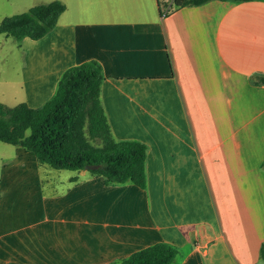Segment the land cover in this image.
<instances>
[{"label": "crops", "instance_id": "1", "mask_svg": "<svg viewBox=\"0 0 264 264\" xmlns=\"http://www.w3.org/2000/svg\"><path fill=\"white\" fill-rule=\"evenodd\" d=\"M51 1L0 0V22ZM58 1L52 30L17 42L0 103L40 108L65 70L97 62L113 138L146 146L145 186L13 146L0 161V264H116L156 243L177 249L172 264H264V0L163 17L161 0Z\"/></svg>", "mask_w": 264, "mask_h": 264}, {"label": "trees", "instance_id": "2", "mask_svg": "<svg viewBox=\"0 0 264 264\" xmlns=\"http://www.w3.org/2000/svg\"><path fill=\"white\" fill-rule=\"evenodd\" d=\"M208 1L211 0L173 3L175 8H181ZM64 10L65 5L58 0L35 5L26 12L5 17L0 22V34L18 42L24 38L40 39L52 30ZM103 80L101 66L88 61L65 70L53 97L40 108L31 109L24 103L13 107L0 103V143L20 146L32 153L39 164L55 170L80 171L94 166L88 172L103 177L105 183L129 182L143 188L146 146L136 140L113 138L100 102ZM255 83L264 84V77ZM177 253L172 245L156 243L116 264H172ZM259 258L264 261V241Z\"/></svg>", "mask_w": 264, "mask_h": 264}, {"label": "rangeland", "instance_id": "3", "mask_svg": "<svg viewBox=\"0 0 264 264\" xmlns=\"http://www.w3.org/2000/svg\"><path fill=\"white\" fill-rule=\"evenodd\" d=\"M12 12L17 11L7 9L5 11V14H7L6 17L15 14ZM1 37L2 36H0V39H2ZM17 42L18 41L9 37L5 40V42L0 44V78L4 81H9L11 76H14L15 74L19 73L21 54L18 48L16 47ZM12 147L13 146L9 145L8 143H0V161L4 160V158H6L7 156L9 157L12 155ZM2 173H4V170H2L0 163V187L2 181Z\"/></svg>", "mask_w": 264, "mask_h": 264}, {"label": "built area", "instance_id": "4", "mask_svg": "<svg viewBox=\"0 0 264 264\" xmlns=\"http://www.w3.org/2000/svg\"><path fill=\"white\" fill-rule=\"evenodd\" d=\"M174 0H161L162 9H161V14L162 17L165 16L170 12V10L174 7Z\"/></svg>", "mask_w": 264, "mask_h": 264}, {"label": "water", "instance_id": "5", "mask_svg": "<svg viewBox=\"0 0 264 264\" xmlns=\"http://www.w3.org/2000/svg\"><path fill=\"white\" fill-rule=\"evenodd\" d=\"M93 168H95V167H94V166H86V167H85V170L88 171V170L93 169Z\"/></svg>", "mask_w": 264, "mask_h": 264}]
</instances>
